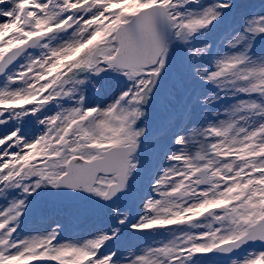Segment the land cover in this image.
<instances>
[{
  "label": "snow or ice",
  "instance_id": "snow-or-ice-1",
  "mask_svg": "<svg viewBox=\"0 0 264 264\" xmlns=\"http://www.w3.org/2000/svg\"><path fill=\"white\" fill-rule=\"evenodd\" d=\"M0 264H264V0H0Z\"/></svg>",
  "mask_w": 264,
  "mask_h": 264
}]
</instances>
